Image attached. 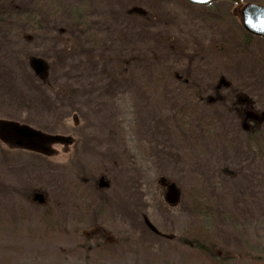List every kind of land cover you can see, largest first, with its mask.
<instances>
[{
  "label": "rangeland",
  "instance_id": "1",
  "mask_svg": "<svg viewBox=\"0 0 264 264\" xmlns=\"http://www.w3.org/2000/svg\"><path fill=\"white\" fill-rule=\"evenodd\" d=\"M248 2L0 0V264H264Z\"/></svg>",
  "mask_w": 264,
  "mask_h": 264
},
{
  "label": "water",
  "instance_id": "2",
  "mask_svg": "<svg viewBox=\"0 0 264 264\" xmlns=\"http://www.w3.org/2000/svg\"><path fill=\"white\" fill-rule=\"evenodd\" d=\"M189 3L205 6L211 3H216L217 1H231L236 4H240L243 0H187ZM241 20L244 29L253 36L264 38V5L260 3L250 2L245 4L240 10ZM12 129H15L18 132H21L24 136H31V133L24 132L23 128L14 126Z\"/></svg>",
  "mask_w": 264,
  "mask_h": 264
},
{
  "label": "trees",
  "instance_id": "3",
  "mask_svg": "<svg viewBox=\"0 0 264 264\" xmlns=\"http://www.w3.org/2000/svg\"><path fill=\"white\" fill-rule=\"evenodd\" d=\"M260 144H261V141H260L259 145H260ZM259 148H260V151H261L262 154H263V153H264V147H261V145H260ZM197 201H199V200L197 199V200L195 201V207H194V209L197 211V216L199 217V219H202L204 213L200 212L199 208H200L201 206H199V203H198ZM203 226H205V225H203V224L200 225V228L197 229V232H198V233H197V235H195V237L198 238V240H200V241H203V239L201 238V236L204 235V230L202 229ZM196 240H197V239H196ZM198 242H199V241H198ZM203 245H204V244H200L199 246H202V247H203Z\"/></svg>",
  "mask_w": 264,
  "mask_h": 264
}]
</instances>
